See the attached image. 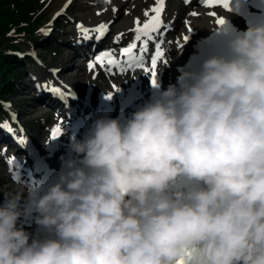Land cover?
I'll return each mask as SVG.
<instances>
[{
  "label": "clouds",
  "instance_id": "clouds-1",
  "mask_svg": "<svg viewBox=\"0 0 264 264\" xmlns=\"http://www.w3.org/2000/svg\"><path fill=\"white\" fill-rule=\"evenodd\" d=\"M229 48L70 142L58 182L27 193L47 238L4 193L0 264H264V26Z\"/></svg>",
  "mask_w": 264,
  "mask_h": 264
},
{
  "label": "rangeland",
  "instance_id": "rangeland-1",
  "mask_svg": "<svg viewBox=\"0 0 264 264\" xmlns=\"http://www.w3.org/2000/svg\"><path fill=\"white\" fill-rule=\"evenodd\" d=\"M111 1L115 2V0H38L39 6H35V9L37 10L35 16L41 19V23L37 28V33L43 40L50 41V44L47 48L37 46L31 47L26 44H22L21 52L28 53L32 58V62L27 64L26 70L22 73L23 75L19 79V86L15 91L16 93L8 97L6 102L2 105L3 110L0 109V127H2L1 125H4L7 129H11V125H16L18 130L22 132V136H16V134H14L11 138H8L2 136V133L4 132L2 128H0V203L3 202L4 193L20 192L21 199L19 203L21 207V215L18 217L19 221L26 214L25 205L27 198L23 196L25 193L24 185L26 181L22 183L23 179L17 181L12 180V174L7 172L6 165L8 163V159H10L13 153H18L20 166L27 165L23 161L24 155L21 151H19V148H12L11 144L9 145L8 143H5V140L12 143L15 142L14 136L21 139L24 138L23 135L25 137L27 136L30 140L32 138H36L34 145L41 153H43L46 151L50 138L41 137L42 133H51V128H54L56 123L60 125L66 124L62 114L58 111V108L48 102V100L53 97V94L50 91L52 87H40L39 82L42 77L38 79L37 76H45V79L52 78L54 82L58 79V82H63V79H67L77 73L78 77H76V80L78 81L76 83L71 82V86H64L67 91L66 95L64 91H59L62 92L66 98L68 96V92H70L73 88H76L77 91L80 90V100H84V102L85 99L89 98L87 96L84 98V86L86 82L88 85L95 86L98 84L99 92L103 91V89L107 90L109 88L108 82L115 83V80H118L120 81L119 83H123V81L128 79L126 76L131 78L144 73V80L147 82L146 78L148 75L145 74L143 68L121 72L114 69L108 71L104 67L101 68L100 65H97L95 67L98 68L94 67L90 71L87 64L92 46L89 45V47L86 48L84 45L77 44L80 41L78 37L80 31L78 30L77 25H86L87 27L90 18L97 16V13L102 10V5L107 7ZM170 1L172 2V5L168 8L167 15L172 18V9L174 7L181 8L179 7L181 4L178 0ZM124 2V5H122L119 10L120 15L118 16L117 21L111 25L110 29L108 28V32L102 39V44H112L115 36L118 35L116 27H119L118 25H122L123 23H127L133 15H142L141 10L144 11L145 9H148V7L155 2V0H124ZM167 2H169V0H166V4ZM65 5H67V7H65ZM198 6V0H195L187 7V9H193L192 12H194ZM134 7L135 10H133ZM57 13H59V15H57ZM140 17L141 16L138 18L140 19ZM185 21H188L187 18L182 16L179 19V25L173 24L162 26V29H166L168 31L167 34V31L164 34V36L167 35V37L165 39L163 38L161 43L164 47L168 46L173 49L176 48V46L178 47L179 39H181L180 30L186 27ZM99 24L101 23L92 27V29L97 27ZM113 26L114 30L112 29ZM127 28L128 24L127 27H123L122 30L125 31ZM94 36L95 33H93V37ZM129 42V38H124L121 41L122 45ZM183 50L184 48H181V50L177 52L178 56L181 58L172 60V64H169V54H166V56L164 55V57L159 59L157 71H163L165 69L172 71L173 75L171 74L167 77L168 79H173L172 81H174L176 68L184 61V59H182ZM148 55L150 56L151 53ZM144 66L148 67V59H145ZM100 76L102 77L100 78ZM105 79L109 81H105ZM36 90L38 91L37 97H35ZM53 98L56 99L55 97ZM56 100L59 101L58 99ZM95 100L91 99L88 101L92 108H95ZM63 109L65 110L64 103ZM64 137L65 135L62 138ZM58 155H61V152L56 151V154L53 155L52 158L53 164L58 162L61 163L63 161V159H58ZM37 215L38 214L34 215L30 224L23 223L22 225L17 222V227H22V229L24 228L23 230L29 234V243H31L32 239L42 240L50 235L45 232L41 226L36 224L35 220Z\"/></svg>",
  "mask_w": 264,
  "mask_h": 264
},
{
  "label": "bare ground",
  "instance_id": "bare-ground-1",
  "mask_svg": "<svg viewBox=\"0 0 264 264\" xmlns=\"http://www.w3.org/2000/svg\"><path fill=\"white\" fill-rule=\"evenodd\" d=\"M178 2H180L181 6H179V7H181V8L174 7L172 9V13H171V16H173V17L171 18L170 16L167 15V11H168V8L171 7L172 2L169 0V2H167V4H166V0H165V11L162 13L164 26L165 25H173V24L174 25H176V24L179 25L178 24L179 23V19L182 16L183 17L185 16L187 18V20H188V23L191 25L192 30L187 32L186 24H185L186 27L180 30L181 39H179L178 47L176 46V48H174L176 50H174L173 48H169L168 46H165L166 47L165 48L163 44H161L162 46L159 45L164 50L163 54L165 56H166V54H169V56H170L169 64H172V60L181 58V57L178 56V53H177V52H179L181 50V48H184V50L182 52V57H183L182 59H184V61H186L192 55L197 54L199 52H203L205 49H207L210 46V44L216 40V37H223L224 34H223L222 30H221V25L215 24V19L218 18V17L219 18H223L224 22L228 23L235 31H242L243 32V31H245L247 29L243 18H242L243 21L241 19L232 18L230 14H228L226 12H223L219 7L206 8V7H203V6H198L195 9L196 11H194V12L198 13V15L197 16H191L190 13L192 12L193 9H191V10L187 9V7H188L187 4H182L181 1H178ZM124 3H125L124 0H120V1L115 0V2L111 1L109 6H107V7H104V5H102L103 6V7H101L102 10L99 11V13H97V16L91 17L89 22H88L87 27H86V25H83V27L85 26V28L92 29V27L96 26L98 23H106V24H109V29H110L111 25H113L114 22L117 21L118 16L120 15L119 14V10L121 9L122 5H124ZM154 3L151 6H149L148 9L151 8L152 6H154ZM168 3H169V6H168ZM173 5H174V3H173ZM185 7H186V9H185ZM113 9H115L116 11L113 12ZM133 10H135V7H134ZM145 10H147V9H145ZM144 11L141 10L142 15H138V14L137 15H133L127 21V23H123L122 25H118L117 24L119 27H116V31L118 32V34L122 33L123 35L121 36L119 41H115V42L113 41L112 46L118 45L122 41V39H124V38H129L130 39L129 43H131L133 41L135 33L131 32L130 29H132L134 27V21L139 16H141L140 17L141 22L144 21V19H145V17L143 16ZM169 12H170V9H169ZM210 12H215L216 15L209 16ZM168 17H170V18H168ZM122 19H124V18H122ZM127 24H128V28L125 31H123L122 28L125 27V26L127 27ZM112 29L114 30V26L112 27ZM161 32L162 31L159 30V33H161ZM167 33H168V31L166 32V34ZM116 35H117V33H116ZM185 35H187V40L184 42L183 37ZM78 37H79L80 41L77 44L78 45H84L86 48H88L89 45L94 46V47H99L103 43L101 40L95 41L94 37H93V33L89 34L90 38H88V39H85L81 32H80ZM166 37H167V35L164 36V39ZM153 40H154V37H153ZM153 40H151L149 42L152 43ZM128 44H125L123 46H126ZM156 44L157 43H155V46H156ZM139 46H140V42L138 41L137 42V48L134 50L135 53H139ZM103 49L104 48H101L100 51L103 50ZM144 54L146 55V53H144ZM164 55L162 57H164ZM94 60H95V58L93 60H91V61H94ZM149 60H150V64H149V68H150L151 67V58ZM95 68H98V67H95ZM101 68H103V67H101ZM104 68L107 69L108 65L105 64ZM113 68H116V67H112V69ZM171 74L173 75V72L170 71V70H166V69L163 70V71L158 70L156 78H155V84H153L152 79L150 78V73H148V76L146 78L147 82L144 80V78H145L144 73H141L138 76L131 77V78L126 76V78H128V79L126 81H123V83H119L120 81H118V80H115V83H109L108 82V87L109 88L107 90L103 89V91H101V92L98 91V89H99L98 84H96L94 86V85H88L87 82H86L85 86H84V98H86V96L89 97L87 99L89 101L91 99L95 100L96 98H98V99H96L94 101L95 107L97 109H100L101 111H104V110H108V109H112V108L116 107L117 106V101L118 100H122L123 98H126L128 91L131 90L133 92V94L137 97V102L135 104V108L128 112V114L131 116V114L134 111H136L139 107H141L145 103L146 98H148L152 93H154V95H156L158 93V91H162V90L167 89V87L170 84H175L174 81H172L173 79L171 80V79H168V77H167V76H169ZM44 77L45 76H41V75L37 76L38 79L41 78L40 82L38 81L40 87H42V88L57 87V88H55L56 90H60V91L62 90L64 92H67L66 89L64 88V86H66V85L67 86H71L70 85L71 82L72 83H76L78 81V80H76V77H78L77 73L75 75H72V76L68 77L67 79H63L62 80L63 82H58L59 79L54 82L52 78L45 79ZM101 77L102 76H100V78ZM176 78H177V73L175 72L174 73V79H176ZM105 81H109V80L105 79ZM113 84H115L119 88L118 91H114L112 89L111 86ZM105 86H106V84H105ZM74 91H75V93H74ZM110 92H112L111 97L110 98H105L106 95L108 93H110ZM79 95H80V90L77 91L76 88H73L70 92H68V96H67V99L69 101H71V105L76 109L77 113L79 111H81V110L82 111L83 110L87 111V108L84 107V105L82 104L84 102V100H80V96ZM37 96H38V91L36 90L35 97H37ZM85 101H86V99H85ZM48 102H50L51 105H54L56 108H58V111L62 114L63 119L68 124L71 123V121L73 120L74 116L70 115L68 113V111H65L63 109V103L57 101L53 97H51V99H49ZM57 125H59L62 128V132L56 139H50L48 144L56 143L57 145H59V144L61 145L62 143H60V139H62V137L67 132H69V127H70L69 125H67V124H61L60 125V124L56 123L54 125V127H56ZM12 132L13 133L10 134V135H4L2 133V136L10 138L13 134H21V132L16 127V125H12ZM41 137H49L50 138L51 137V133L44 132V133H42ZM3 140H5V139H3ZM31 140H32L31 143H33L36 140V138H32ZM6 141H8V140H6ZM20 151H21V149H20ZM64 151H65V149H64ZM53 154H54V151L50 154L48 152V150H47L46 158L49 161H51L52 158H53L52 157ZM27 156L30 157V155L28 153H27ZM6 166L9 167L8 163H7ZM13 170L14 171L19 170V168L16 166V167H14ZM21 170H22V168H20V173H19V175L17 177L20 180L24 179V177H23L24 176V174H23L24 172H22ZM54 170H56V171L61 170V166L58 167V168H54ZM190 183L193 184V185L195 184L194 181L193 182H189L186 178L180 177L178 184L175 186V190L185 191L186 190V186L188 184H190ZM27 193L28 192L25 191V193L23 194V196L26 197V198H27ZM25 209H26V207H25ZM36 214L37 213H35L32 210L29 211V215L30 216H34ZM17 222H19L20 224L23 225V223H25V220L20 219V221H19L17 219ZM18 228H22V227H18Z\"/></svg>",
  "mask_w": 264,
  "mask_h": 264
},
{
  "label": "trees",
  "instance_id": "trees-1",
  "mask_svg": "<svg viewBox=\"0 0 264 264\" xmlns=\"http://www.w3.org/2000/svg\"><path fill=\"white\" fill-rule=\"evenodd\" d=\"M38 0H0V109L14 95L32 58L22 53V44L47 48L50 41L37 33L41 19L36 15ZM36 18V19H35Z\"/></svg>",
  "mask_w": 264,
  "mask_h": 264
},
{
  "label": "snow or ice",
  "instance_id": "snow-or-ice-1",
  "mask_svg": "<svg viewBox=\"0 0 264 264\" xmlns=\"http://www.w3.org/2000/svg\"><path fill=\"white\" fill-rule=\"evenodd\" d=\"M204 4L207 6H222L224 9L228 8L229 0H203ZM67 7V5H65ZM116 10L113 9V12ZM165 11V0H155L154 6L144 11L143 16L145 17L144 21L141 22L139 18L134 21V27L130 29L131 32L135 33L134 39L131 43L128 44L127 47H123L120 49V57L122 60L118 61L113 58V55L110 51H105L95 57L94 61H90L88 68L91 71L96 64H99L101 67H105V64L108 65L107 70L111 71L112 67H117L121 72L125 71L126 68H143L146 75L150 73V78L155 84V78L157 75V61L163 56V53L160 51V46L156 45V52L151 57V67L144 66V53L148 50V41L153 40L154 35L159 34V30L162 26V13ZM59 15V13H57ZM191 16H197L198 13L191 12ZM216 15L215 12H210L209 16ZM110 23V22H109ZM224 23L223 18H216L215 24L222 25ZM187 26V32L191 31V25L188 21H185ZM78 30L82 33L85 39L90 38V33H95V39L99 41L102 39L105 34L108 32L109 24L101 23L97 27L93 29L84 28L82 25H77ZM123 34H118L115 37V41H119ZM184 42L187 40V35L183 37ZM140 42L139 46V55L135 53V49L137 48V42ZM95 78V77H94ZM112 89L114 91H118L119 88L113 84ZM112 92L108 93L105 98H110ZM62 132V128L57 125L51 130L50 139H56ZM180 264H183L181 261Z\"/></svg>",
  "mask_w": 264,
  "mask_h": 264
}]
</instances>
